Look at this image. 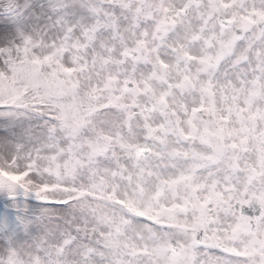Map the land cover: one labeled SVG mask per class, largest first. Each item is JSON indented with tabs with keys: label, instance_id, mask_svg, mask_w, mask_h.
Returning a JSON list of instances; mask_svg holds the SVG:
<instances>
[{
	"label": "snow or ice",
	"instance_id": "snow-or-ice-1",
	"mask_svg": "<svg viewBox=\"0 0 264 264\" xmlns=\"http://www.w3.org/2000/svg\"><path fill=\"white\" fill-rule=\"evenodd\" d=\"M0 264H264V0H0Z\"/></svg>",
	"mask_w": 264,
	"mask_h": 264
},
{
	"label": "water",
	"instance_id": "water-1",
	"mask_svg": "<svg viewBox=\"0 0 264 264\" xmlns=\"http://www.w3.org/2000/svg\"><path fill=\"white\" fill-rule=\"evenodd\" d=\"M259 211V206L256 204H252L251 206H245V208L243 209L244 214L249 216L258 215Z\"/></svg>",
	"mask_w": 264,
	"mask_h": 264
}]
</instances>
